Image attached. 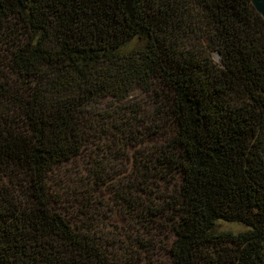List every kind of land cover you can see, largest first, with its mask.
I'll return each instance as SVG.
<instances>
[{"label": "trees", "instance_id": "obj_1", "mask_svg": "<svg viewBox=\"0 0 264 264\" xmlns=\"http://www.w3.org/2000/svg\"><path fill=\"white\" fill-rule=\"evenodd\" d=\"M4 29L0 264H113L53 205L47 178L104 131L92 106L158 87L148 128L167 141L137 188L180 175L172 264H264V17L252 0H0Z\"/></svg>", "mask_w": 264, "mask_h": 264}, {"label": "rangeland", "instance_id": "obj_2", "mask_svg": "<svg viewBox=\"0 0 264 264\" xmlns=\"http://www.w3.org/2000/svg\"><path fill=\"white\" fill-rule=\"evenodd\" d=\"M10 41V29L0 30V71L6 74ZM162 102L159 87L150 92L136 88L121 101L101 99L91 107L90 120L104 131H91L82 154L56 165L47 178L53 205L73 223L90 228L113 264H172L175 215L168 203L181 183L180 175L151 179L148 193L137 188L146 160L166 145L165 135H151L148 128ZM125 134L134 136L128 145ZM97 175L106 180L101 186ZM129 199L134 206H127ZM221 223L223 229L244 228Z\"/></svg>", "mask_w": 264, "mask_h": 264}, {"label": "water", "instance_id": "obj_3", "mask_svg": "<svg viewBox=\"0 0 264 264\" xmlns=\"http://www.w3.org/2000/svg\"><path fill=\"white\" fill-rule=\"evenodd\" d=\"M252 3L264 17V0H252Z\"/></svg>", "mask_w": 264, "mask_h": 264}]
</instances>
